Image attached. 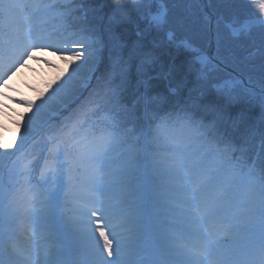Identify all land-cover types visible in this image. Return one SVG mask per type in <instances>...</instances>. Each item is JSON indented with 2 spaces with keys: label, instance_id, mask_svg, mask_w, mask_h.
Segmentation results:
<instances>
[{
  "label": "snow or ice",
  "instance_id": "6c2138e0",
  "mask_svg": "<svg viewBox=\"0 0 264 264\" xmlns=\"http://www.w3.org/2000/svg\"><path fill=\"white\" fill-rule=\"evenodd\" d=\"M13 105L0 264H264V0H0Z\"/></svg>",
  "mask_w": 264,
  "mask_h": 264
},
{
  "label": "rangeland",
  "instance_id": "374dc122",
  "mask_svg": "<svg viewBox=\"0 0 264 264\" xmlns=\"http://www.w3.org/2000/svg\"><path fill=\"white\" fill-rule=\"evenodd\" d=\"M192 35H193V38L196 39L197 42H199V37L195 33V26H194ZM48 59L54 60V63H56L57 65H60V67L59 68L46 67L42 64H40L39 67H37L38 62L29 61V65H30L29 71L24 72L23 76L21 77L23 82L25 84L33 85L39 91H45L46 85L50 81H52L57 75H59L60 70L64 67V65L61 64L58 58L48 56ZM31 68H37V71L31 72ZM23 77H27V79H23ZM12 84H13V87L16 86L15 78ZM10 95H18V93L13 91V92H10ZM27 95L31 98H36L37 92L29 91ZM13 108H15L16 111H14L11 115H14V116L17 115L16 114L17 112L23 113L26 111V109H24L22 106H19V105H13ZM9 118L10 117L8 116H0V120L5 121L4 123L5 128H0V136H5V137L10 138V134L12 135V131L14 130V128H13V124L10 121L13 118L11 117V119L8 121ZM38 149H39V144L36 145V150L38 151Z\"/></svg>",
  "mask_w": 264,
  "mask_h": 264
},
{
  "label": "trees",
  "instance_id": "16d2710c",
  "mask_svg": "<svg viewBox=\"0 0 264 264\" xmlns=\"http://www.w3.org/2000/svg\"><path fill=\"white\" fill-rule=\"evenodd\" d=\"M18 118H19V117H18ZM18 118H17V119H18ZM14 130H15V128H14ZM20 131H21V133L23 132V130H22V129H21Z\"/></svg>",
  "mask_w": 264,
  "mask_h": 264
}]
</instances>
